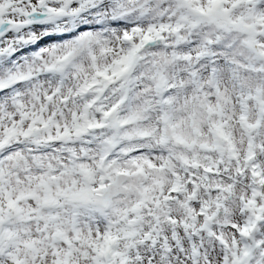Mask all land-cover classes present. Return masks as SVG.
<instances>
[{
  "label": "snow or ice",
  "instance_id": "6c2138e0",
  "mask_svg": "<svg viewBox=\"0 0 264 264\" xmlns=\"http://www.w3.org/2000/svg\"><path fill=\"white\" fill-rule=\"evenodd\" d=\"M0 264H264V0H0Z\"/></svg>",
  "mask_w": 264,
  "mask_h": 264
}]
</instances>
